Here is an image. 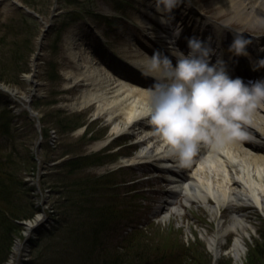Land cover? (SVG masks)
Segmentation results:
<instances>
[{"label":"rangeland","instance_id":"1","mask_svg":"<svg viewBox=\"0 0 264 264\" xmlns=\"http://www.w3.org/2000/svg\"><path fill=\"white\" fill-rule=\"evenodd\" d=\"M219 2L0 0V163L13 164L10 168L19 177L33 171L42 186L52 189L45 206L32 208L33 217L51 208L57 214L52 229L30 247L23 234L30 220L19 222V233L9 236V242L0 234V264H184V255L185 264H221V259L222 264H247L250 257L264 264V258L256 261L258 251L250 253L264 232V212L253 207L218 211L212 202L186 203L182 195L170 194L171 185L164 180L168 175L155 163L125 166L123 159L140 151L135 136L113 134L105 116L94 118L92 112L70 107L80 93L79 85H71L72 70L77 72L71 44L74 51L87 49L96 59L101 56L117 67L123 63L127 69L119 67L121 71L135 73L127 64L153 59L152 51L162 46L160 22L191 32L203 13L226 23L225 35L234 30L242 36L264 34V21L250 25L255 20L247 21L245 13L224 9ZM162 5L164 14L158 15ZM4 123L9 124L7 132ZM99 141L104 145L94 147ZM22 191L16 203L28 209L33 199ZM234 212L243 214L245 229L220 238L215 260L206 237L216 235L218 222L230 224ZM104 221L103 226L96 224ZM133 227H142L143 235L134 248H122ZM238 235L244 241L240 259L230 250Z\"/></svg>","mask_w":264,"mask_h":264},{"label":"bare ground","instance_id":"2","mask_svg":"<svg viewBox=\"0 0 264 264\" xmlns=\"http://www.w3.org/2000/svg\"><path fill=\"white\" fill-rule=\"evenodd\" d=\"M219 1L224 9L235 11L237 14L245 13L248 16L247 21L255 20L250 22V25L264 21V0ZM159 7L157 14H164L165 7L163 5ZM154 20L157 21V18ZM167 23L159 24V28H163L162 32L165 33L164 37L173 34L172 25L167 26ZM211 31L212 29L210 33H214ZM203 38L207 41L205 36ZM221 41L219 43H222ZM211 43L218 45L217 42ZM176 45L182 46L180 41ZM69 52L77 67L76 74L72 70L71 85L75 87L79 85L80 90V93L73 97L70 107L81 113L92 112L94 118L105 116L106 122L111 124L113 134L126 133L138 139L140 151L131 158H124L122 162L155 163L160 171L168 175L166 180L175 195H183L184 201L188 204L202 202L209 205L212 202L214 203L212 209L218 211L225 207H253L264 212V101L255 110L252 123L246 125L250 138L219 144L210 137L207 142L201 143L190 161H180L155 131V125L151 122L148 111L151 91L155 83L163 82L166 78L163 57L158 65H154L151 59L135 62L138 68L151 76L149 79L146 75L139 78L129 72L121 71L119 67L127 69L123 63H119L121 66L117 67L101 56H97L99 58L96 59V56L87 49L74 51L73 44ZM172 52L177 53L170 51ZM101 59L104 61L102 62ZM170 59L173 63L176 60L175 57ZM127 66L130 69L134 67L129 64ZM256 76L264 79L263 73L256 72ZM104 143L99 141L94 147H101ZM155 195L158 193L156 192ZM218 223L220 230L216 235L206 237L209 248L216 254L221 251L220 238L223 235L230 230L238 232L239 229H245L242 213L234 212L231 223L226 226L222 221ZM33 234L34 231L28 237L30 240L33 239L31 238ZM15 247L21 248L19 244ZM230 250L236 259H240L241 251L244 250L241 235L233 240ZM9 264H12V260Z\"/></svg>","mask_w":264,"mask_h":264},{"label":"clouds","instance_id":"3","mask_svg":"<svg viewBox=\"0 0 264 264\" xmlns=\"http://www.w3.org/2000/svg\"><path fill=\"white\" fill-rule=\"evenodd\" d=\"M246 45L237 34L230 48L238 56ZM188 49L176 53L174 63L163 59L166 78L155 83L148 108L155 131L180 161H190L210 137L219 144L248 139L246 125L264 101V79L246 82L232 76L228 61L209 41L189 37ZM159 63L154 57L153 64Z\"/></svg>","mask_w":264,"mask_h":264},{"label":"trees","instance_id":"4","mask_svg":"<svg viewBox=\"0 0 264 264\" xmlns=\"http://www.w3.org/2000/svg\"><path fill=\"white\" fill-rule=\"evenodd\" d=\"M13 164L9 165H5L0 163V203H2V206H0V234H2L5 237V241L9 242L10 241V237L13 234H16L19 232L18 227H20L18 225V223L16 222L17 220H22V219H26L29 218L33 215V206L32 204L30 205V207H28V209H24L23 206L18 205L17 200L18 198H20V196L22 195V187L23 182L20 179L19 175H18V171L11 169L10 167ZM16 166V165H14ZM9 167V168H6ZM17 196V197H16ZM33 208V210H32ZM106 223V221H104L103 223H96L99 226H103ZM149 227H146V230ZM5 229L6 234L3 232ZM141 234L143 235V228H134V230L131 233H127V235L125 236V238L123 239L122 243L120 244V246L123 248L125 245V248L127 247H132L134 248L135 246V240L136 238L140 237ZM131 238V239H130ZM255 244L254 246H251V254L253 253L252 250L255 252L258 251L259 253V259L256 261L257 262H261L259 260H261V258H264V232H259L258 238L255 240V242L253 243ZM192 247L195 249V244L192 245ZM192 247H187V248H183L185 249V252H187L189 249H192ZM263 252V253H261ZM182 253L184 254V252L182 251ZM181 253V254H182ZM120 255L119 252H117L115 256V258H117ZM183 256V255H182ZM180 259L181 256L179 255ZM119 258V257H118ZM188 257H185L184 255V264L186 262ZM222 261L224 262L223 259H221V264ZM248 261L251 262H246L247 264H255L253 262V257H250L248 259ZM224 264V263H223ZM260 264H263V262H261Z\"/></svg>","mask_w":264,"mask_h":264}]
</instances>
